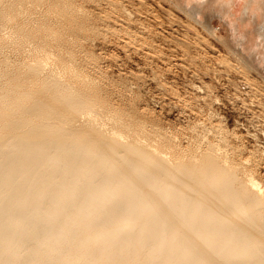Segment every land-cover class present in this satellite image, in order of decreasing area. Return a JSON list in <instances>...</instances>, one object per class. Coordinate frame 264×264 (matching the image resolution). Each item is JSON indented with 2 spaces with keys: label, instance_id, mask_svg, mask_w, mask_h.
Returning <instances> with one entry per match:
<instances>
[{
  "label": "bare ground",
  "instance_id": "bare-ground-1",
  "mask_svg": "<svg viewBox=\"0 0 264 264\" xmlns=\"http://www.w3.org/2000/svg\"><path fill=\"white\" fill-rule=\"evenodd\" d=\"M219 1L186 11L228 7ZM13 9L0 11V37ZM257 33L264 42V24ZM13 48L0 88V264H264V185L227 138L183 147L108 108L69 61L50 66L58 51Z\"/></svg>",
  "mask_w": 264,
  "mask_h": 264
},
{
  "label": "rangeland",
  "instance_id": "rangeland-1",
  "mask_svg": "<svg viewBox=\"0 0 264 264\" xmlns=\"http://www.w3.org/2000/svg\"><path fill=\"white\" fill-rule=\"evenodd\" d=\"M55 1L19 0L20 9L14 0L0 2V11L15 9L0 37L1 89L15 64L6 63L8 49L43 44L62 58L50 66L69 61L74 81L98 89L107 107L148 130L159 129L183 147L205 139L216 144L223 135L224 150L248 160L245 166L264 185V42L257 33L264 0H223L226 9L203 10L200 17L186 11L195 0H58L57 9ZM251 51L259 58L251 59Z\"/></svg>",
  "mask_w": 264,
  "mask_h": 264
}]
</instances>
